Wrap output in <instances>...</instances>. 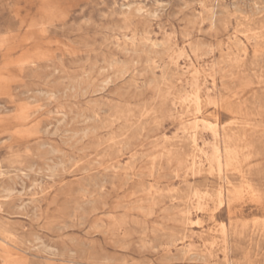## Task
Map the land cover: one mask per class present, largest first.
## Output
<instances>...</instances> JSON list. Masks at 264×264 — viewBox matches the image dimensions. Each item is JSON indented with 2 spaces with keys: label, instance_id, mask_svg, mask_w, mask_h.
Wrapping results in <instances>:
<instances>
[{
  "label": "rangeland",
  "instance_id": "1",
  "mask_svg": "<svg viewBox=\"0 0 264 264\" xmlns=\"http://www.w3.org/2000/svg\"><path fill=\"white\" fill-rule=\"evenodd\" d=\"M0 264H264V0H0Z\"/></svg>",
  "mask_w": 264,
  "mask_h": 264
},
{
  "label": "bare ground",
  "instance_id": "2",
  "mask_svg": "<svg viewBox=\"0 0 264 264\" xmlns=\"http://www.w3.org/2000/svg\"><path fill=\"white\" fill-rule=\"evenodd\" d=\"M183 101V100H182ZM179 102V101H178ZM214 134V133H213ZM46 145V144H45ZM2 177V176H1ZM20 181V180H19ZM4 232V231H3ZM18 241V240H17ZM186 253V252H185ZM94 260V259H93Z\"/></svg>",
  "mask_w": 264,
  "mask_h": 264
}]
</instances>
